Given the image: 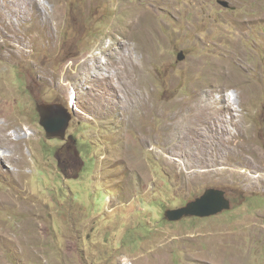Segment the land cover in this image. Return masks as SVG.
<instances>
[{
  "label": "rangeland",
  "instance_id": "374dc122",
  "mask_svg": "<svg viewBox=\"0 0 264 264\" xmlns=\"http://www.w3.org/2000/svg\"><path fill=\"white\" fill-rule=\"evenodd\" d=\"M228 1L0 0V264H264V0Z\"/></svg>",
  "mask_w": 264,
  "mask_h": 264
},
{
  "label": "water",
  "instance_id": "95a60500",
  "mask_svg": "<svg viewBox=\"0 0 264 264\" xmlns=\"http://www.w3.org/2000/svg\"><path fill=\"white\" fill-rule=\"evenodd\" d=\"M218 3L226 8L235 9L228 0H218ZM178 59L184 61L186 54L184 51H180ZM37 110L41 116V124L47 129L49 137H61L66 138L67 131L71 120L73 118L72 113L67 107L60 103H39ZM231 207V200L227 197L226 191L220 188L210 187L205 190L203 194L196 197L193 201L187 203V205L168 209L166 216L170 220L180 221L184 217H207L218 214Z\"/></svg>",
  "mask_w": 264,
  "mask_h": 264
},
{
  "label": "clouds",
  "instance_id": "9594fccd",
  "mask_svg": "<svg viewBox=\"0 0 264 264\" xmlns=\"http://www.w3.org/2000/svg\"><path fill=\"white\" fill-rule=\"evenodd\" d=\"M217 2H218V0H217ZM223 7H224V6H223ZM225 8H226V7H225ZM231 9H232V8H231ZM182 51H183V50H182ZM42 103H46V102H42ZM38 104H39V103H38ZM38 104H37V105H38ZM49 104H54V103H49ZM60 104H63V103H60ZM63 105H64V104H63ZM64 106L67 107L66 105H64ZM36 108H37V107H36ZM67 108L69 109V107H67ZM37 111H38V110H37ZM69 111L72 113L73 118H74V113H73L70 109H69ZM38 113H39V111H38ZM39 116H40V113H39ZM73 118H72L71 122L73 121ZM40 120H41V116H40ZM40 124H41V122H40ZM41 125H42V124H41ZM70 125H71V123H70ZM42 126H43V125H42ZM43 127H44V126H43ZM69 128H70V126H69ZM69 128H68V130H69ZM44 129H45V127H44ZM46 130H47V129H46ZM46 130H45V131H46ZM46 133H47V131H46ZM67 135H68V131H67ZM67 135H66V138L63 139V138H61V137H49L48 134H47V136H48L49 138H60V139H62V140H66L68 137H69V138H72V137H73V135H68V136H67ZM209 188H210V187H209ZM215 188H216V187H215ZM220 189H222V188H220ZM223 190H225V189H223ZM225 191H226V190H225ZM204 192H205V191H204ZM204 192H203V193H204ZM203 193H202V194H203ZM200 195H201V194H200ZM200 195H199V196H200ZM226 195H227V192H226ZM227 197H228V195H227ZM228 198H229V197H228ZM229 199H230V198H229ZM230 200H231V199H230ZM191 201H193V200H191ZM189 202H190V201H189ZM187 203H188V202H187ZM185 205H187V204H185ZM185 205H183V206H185ZM224 211H225V210H224ZM215 215H217V214H215ZM215 215H212V216H215ZM212 216H207V217H212ZM192 217H194V216H192ZM197 217H199V216H197ZM207 217H202V218H207Z\"/></svg>",
  "mask_w": 264,
  "mask_h": 264
}]
</instances>
